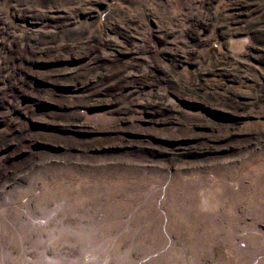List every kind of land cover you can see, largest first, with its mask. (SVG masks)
Returning a JSON list of instances; mask_svg holds the SVG:
<instances>
[{
	"label": "rangeland",
	"instance_id": "obj_1",
	"mask_svg": "<svg viewBox=\"0 0 264 264\" xmlns=\"http://www.w3.org/2000/svg\"><path fill=\"white\" fill-rule=\"evenodd\" d=\"M0 264H264V0H0Z\"/></svg>",
	"mask_w": 264,
	"mask_h": 264
}]
</instances>
